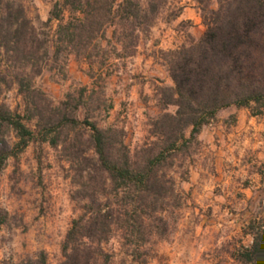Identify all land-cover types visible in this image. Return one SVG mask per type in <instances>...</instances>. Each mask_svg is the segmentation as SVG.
<instances>
[{
  "label": "trees",
  "instance_id": "1",
  "mask_svg": "<svg viewBox=\"0 0 264 264\" xmlns=\"http://www.w3.org/2000/svg\"><path fill=\"white\" fill-rule=\"evenodd\" d=\"M165 1L56 0L36 25L22 0H0V173L31 142L59 148L73 167L82 212L62 239L59 264H149L177 197L176 161L180 166L190 155L202 128L222 108L246 107L264 117V0H196L205 28L163 52L173 85L160 88L162 111L150 121L151 140L132 150L121 128L98 125L91 109L105 103L108 54H134L140 32ZM71 54L87 64L91 85L54 101L36 77L47 70L67 78ZM12 87L21 110L3 100ZM7 220L0 209V224ZM245 230L253 241L237 250V258L264 264V205ZM115 234L127 247L128 262L114 261L108 242ZM0 264L49 263L39 250Z\"/></svg>",
  "mask_w": 264,
  "mask_h": 264
},
{
  "label": "rangeland",
  "instance_id": "2",
  "mask_svg": "<svg viewBox=\"0 0 264 264\" xmlns=\"http://www.w3.org/2000/svg\"><path fill=\"white\" fill-rule=\"evenodd\" d=\"M22 1L28 15L39 25L47 18L56 0ZM188 5L194 8L199 18L197 23L181 15ZM210 5L215 7V1ZM199 6L196 0H166L150 27L140 32L134 54H108L112 65L102 88L105 103L91 112L98 125L112 124L121 128L125 142L132 150L151 140L150 121L162 111L159 107L160 88L173 85L163 52L198 38L205 28ZM55 23L53 21L52 25ZM67 68L65 79L47 70L36 77V83L54 101L62 99L69 90L91 85L86 74L87 64L73 54L69 56ZM3 100L11 109H22L21 96L15 87L3 92ZM233 109L234 106H229L219 110L215 119L202 130L207 131L222 120H231L237 115ZM168 110H174V106H169ZM242 114L251 115L247 108H243ZM255 118L256 123L260 122L257 119H262L260 130L264 145V119L261 115H255ZM198 140L183 163L178 166L180 161H176L173 168L177 197L166 213L167 234L155 243L149 264H211L197 259L196 245L192 244L196 231L223 227L225 215H221L222 209H227L226 217L241 212L245 208L241 201V196L245 195L243 188L262 182L261 177H264L256 173L258 169H264L260 164L264 159L256 157V161L248 164L236 179L237 203L221 206L217 199L209 202L222 190L221 185H214L217 173L213 169L208 142L199 135ZM74 177L75 171L62 157L60 149L46 143L31 142L16 158L7 160L0 173V209L8 213L7 222L0 224V260L18 262L44 250L49 264L60 263L62 239L71 220L82 212ZM253 190H257L253 194L255 200L248 202L245 209L257 213L264 205V184L258 189L251 188L248 193ZM108 246L115 252L116 263L129 261L130 257L125 253L127 247L122 245L117 234L111 237ZM209 255L208 251L203 252L199 258H208Z\"/></svg>",
  "mask_w": 264,
  "mask_h": 264
},
{
  "label": "crops",
  "instance_id": "3",
  "mask_svg": "<svg viewBox=\"0 0 264 264\" xmlns=\"http://www.w3.org/2000/svg\"><path fill=\"white\" fill-rule=\"evenodd\" d=\"M181 15L193 20L194 23L199 21L194 8L190 5L184 7ZM243 108L246 107L234 106L233 113L237 112V115H233L231 120H222L219 125H214L207 131L201 130L199 133V138L208 142L207 148L213 157V169L217 173L214 185L219 187L221 185L222 190L219 196L215 195V198H210L209 202H215L217 199L221 206L237 203L239 199L236 197L235 190L237 177L248 164L256 161V157L264 159V145H262L263 138L260 130L262 119H257L260 122L256 123L255 115L242 114ZM261 117L264 119L263 116ZM260 164L264 165V162L261 161ZM256 173L263 175L260 169ZM261 180L262 182L248 184L243 188L245 195L241 196V201L244 202L245 208L248 202L255 200L256 196L253 194L257 190L251 191V194L248 191L251 188L258 189L261 184H264V177H261ZM245 208L234 216L226 217L227 209L224 207L221 211V215H225L223 216V227L196 231L192 244L196 245L197 259H201L202 263L211 264H254L237 258V250L242 246H250L253 241L252 234L245 228L249 220L257 213ZM207 251L210 254L208 258H199L201 253ZM213 252H215L214 255H212Z\"/></svg>",
  "mask_w": 264,
  "mask_h": 264
}]
</instances>
